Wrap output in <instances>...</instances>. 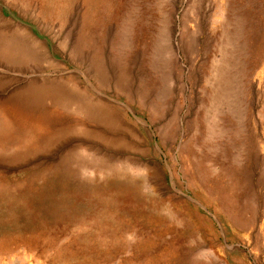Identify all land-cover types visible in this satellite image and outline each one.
<instances>
[{
	"label": "rangeland",
	"instance_id": "obj_1",
	"mask_svg": "<svg viewBox=\"0 0 264 264\" xmlns=\"http://www.w3.org/2000/svg\"><path fill=\"white\" fill-rule=\"evenodd\" d=\"M0 264H264V0H0Z\"/></svg>",
	"mask_w": 264,
	"mask_h": 264
},
{
	"label": "bare ground",
	"instance_id": "obj_2",
	"mask_svg": "<svg viewBox=\"0 0 264 264\" xmlns=\"http://www.w3.org/2000/svg\"><path fill=\"white\" fill-rule=\"evenodd\" d=\"M24 2H26V1H24ZM230 196V195H229ZM228 195H226V194H223V196L220 198V200H221V202L223 203V204H226V202L228 201ZM225 207H227V210H233V208H232V205H231V200L229 199V204H228V206H225Z\"/></svg>",
	"mask_w": 264,
	"mask_h": 264
}]
</instances>
